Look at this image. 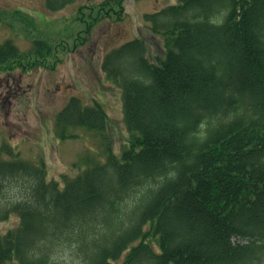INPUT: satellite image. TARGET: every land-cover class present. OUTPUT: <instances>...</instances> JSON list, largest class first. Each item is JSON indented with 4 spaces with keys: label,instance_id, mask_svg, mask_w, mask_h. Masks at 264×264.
<instances>
[{
    "label": "trees",
    "instance_id": "obj_1",
    "mask_svg": "<svg viewBox=\"0 0 264 264\" xmlns=\"http://www.w3.org/2000/svg\"><path fill=\"white\" fill-rule=\"evenodd\" d=\"M143 20L162 54L139 37L102 62L129 135L119 155L105 109L74 97L55 133L85 130L101 149L77 175L49 179L43 160L0 144V225L17 219L0 264H264V0H178ZM56 51L6 40L0 75L59 63Z\"/></svg>",
    "mask_w": 264,
    "mask_h": 264
},
{
    "label": "rangeland",
    "instance_id": "obj_2",
    "mask_svg": "<svg viewBox=\"0 0 264 264\" xmlns=\"http://www.w3.org/2000/svg\"><path fill=\"white\" fill-rule=\"evenodd\" d=\"M105 1L78 0L63 11L49 13L45 0H0V44L12 40L27 52L34 41L45 40L58 48L56 53L62 58L57 63L53 56L48 57L43 65L38 63L24 75L19 71L0 75V144L8 142L25 161L43 160L52 180L77 175L85 156L101 152L99 139L85 130H75L77 137L64 141L55 133V118L73 97L85 105L98 103L105 109L109 118L107 135L114 143V153L120 154L129 135L121 93L103 73V59L111 50L139 37L147 40L150 59L160 56L161 47L143 16L178 3L115 0L99 11L97 7ZM122 1L121 9L118 4ZM53 66L55 69H50ZM16 225L17 219L12 217L0 225V233Z\"/></svg>",
    "mask_w": 264,
    "mask_h": 264
}]
</instances>
